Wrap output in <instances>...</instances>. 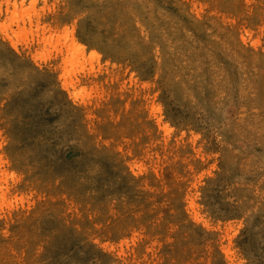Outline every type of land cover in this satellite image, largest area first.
Wrapping results in <instances>:
<instances>
[{"label":"rangeland","instance_id":"1","mask_svg":"<svg viewBox=\"0 0 264 264\" xmlns=\"http://www.w3.org/2000/svg\"><path fill=\"white\" fill-rule=\"evenodd\" d=\"M0 264H264V0H0Z\"/></svg>","mask_w":264,"mask_h":264},{"label":"bare ground","instance_id":"2","mask_svg":"<svg viewBox=\"0 0 264 264\" xmlns=\"http://www.w3.org/2000/svg\"><path fill=\"white\" fill-rule=\"evenodd\" d=\"M73 46H74L73 48H74L75 50L79 49V47H78V46H75V45H73Z\"/></svg>","mask_w":264,"mask_h":264}]
</instances>
